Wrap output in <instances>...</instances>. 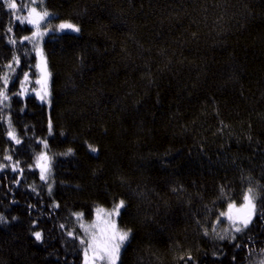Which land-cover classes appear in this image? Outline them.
Returning a JSON list of instances; mask_svg holds the SVG:
<instances>
[{
    "label": "trees",
    "instance_id": "16d2710c",
    "mask_svg": "<svg viewBox=\"0 0 264 264\" xmlns=\"http://www.w3.org/2000/svg\"><path fill=\"white\" fill-rule=\"evenodd\" d=\"M35 3L79 31L43 42L48 115L33 26L0 0V264H81L74 216L118 201L117 264H264V0ZM246 189L252 222L221 239Z\"/></svg>",
    "mask_w": 264,
    "mask_h": 264
},
{
    "label": "snow or ice",
    "instance_id": "6c2138e0",
    "mask_svg": "<svg viewBox=\"0 0 264 264\" xmlns=\"http://www.w3.org/2000/svg\"><path fill=\"white\" fill-rule=\"evenodd\" d=\"M41 3H43V0H40ZM6 6L11 10H16L18 5L16 3V0H5ZM33 3H35V0H33ZM49 15L48 12H39L37 11L36 7H31L29 11V15L25 17L17 16L16 19L20 20L21 23H24L27 21L28 24L35 26V31L32 33L31 37H25L24 39H32L36 40L38 37H42L44 35L43 32L40 31L41 22L45 20V18ZM59 30L63 29H71L74 32H78L79 28L72 24V23H62L58 26ZM11 31V28L9 29ZM11 43H15V40H11ZM36 54L38 57H40L41 63L38 64V67L42 68L43 73V79L38 80L37 83H43L45 86V93L44 95H41L40 98L43 100L45 99V96L47 95L46 91V85H47V69H46V62L43 59V52L40 49L39 46L36 48ZM13 60H17L16 57H13ZM18 62V61H17ZM9 68L12 67L11 64L8 65ZM28 74L25 73V80H27ZM4 80V86L5 89L8 85V75L7 73L3 77ZM23 86V82H22ZM22 94V93H21ZM40 95L39 93H37ZM0 97L3 98V100H8L9 97L5 94L4 90L0 89ZM8 135L10 138L14 139L16 143H20L19 139L15 136V130L11 128L8 132ZM91 151L95 152L97 149L95 147L89 146ZM6 159H10V157H6ZM40 160L45 161L43 164H38V166L41 168V179H46L45 173L48 170V164H47V157L44 155H41L39 158ZM255 197L252 195V190L249 189L248 193L244 195V203L237 207L235 204H229L228 205V211L222 212L221 216H226L230 222L233 223V225H236L237 223L243 224L244 227H247L249 222L252 219V216L255 212V203H254ZM124 206V201H120L119 204L115 205L112 212L106 213L108 217L111 216H118L120 209ZM233 210H235V215L233 214ZM105 210L98 208L97 209V217L99 219L100 214L103 213ZM78 218L82 214H76ZM2 219V217H0ZM104 227L100 229V235L96 236L93 234L92 240L88 242V247L85 249V259L86 264H88V251L91 250L93 252V260L99 259V260H105L107 259L109 261V264H116V260L118 259L120 248L124 241L128 239L129 233L127 231H119L116 227V223L113 220H105ZM82 227H85L84 225H81ZM95 225H93L94 227ZM63 227V225H62ZM87 227H85V231H87ZM236 232L242 231V228L239 226H236L234 229ZM36 240L41 239V233L35 232L34 233ZM69 235H72V233H69ZM223 239V237H220ZM81 243H85L84 240H81Z\"/></svg>",
    "mask_w": 264,
    "mask_h": 264
},
{
    "label": "rangeland",
    "instance_id": "374dc122",
    "mask_svg": "<svg viewBox=\"0 0 264 264\" xmlns=\"http://www.w3.org/2000/svg\"><path fill=\"white\" fill-rule=\"evenodd\" d=\"M3 1L5 3V0H3ZM16 3L18 5L17 9L16 10H12L14 12V16L15 17H17V16H20V17L28 16L29 15L30 8L31 7H34L33 6V0H24V1L23 0H16ZM34 5H36V3H34ZM37 10H39V9H37ZM39 12H42V10H39ZM53 18H54L53 15L52 14H49L45 18V20L41 22L40 31L44 33V35L42 37H38L36 40L24 39L25 37H31L32 33L36 30L35 29V26L29 24V27L30 28H31V26H33L31 32L29 31L30 33H28V34H26V35H24V36H22L20 38H19V36L15 38V39H18L19 38V41L18 42L29 43V45L33 49V52H34L35 57H36V60H35V63H34V68H35V71H36V78L34 80V83L36 85V88L34 89L33 94L35 95L36 99L41 104H43L45 106V109H46V112H47L48 115H49L50 104H51V99H50L51 98L50 97L51 96V86H50V84H51V72H50V69H49V66H48V62H47V58H46L45 52L43 51V42H44L45 38L47 37V35L50 32L51 33H61V32L77 33V32L72 31L71 29L59 30L58 26L60 24H62V23H69V22H65V21L60 22V21L54 20ZM17 21L20 22V20H17ZM20 24L23 25V24H28V23H27V21H25L24 23H21L20 22ZM37 46H39L40 49L43 52V59L46 62V69H47V73H48L47 85H46L47 95L45 96V99H43V100L40 98V96L41 95H44V93H45V86H44L43 83H37L38 80H42L43 79L42 68L37 66L38 64L41 63L40 57H38L37 54H36V48H37ZM25 81L26 82H31L29 75H28L27 80H24V83H26ZM37 93H39L40 95H38ZM48 120L50 122L49 116H48ZM49 125H50V123H49ZM40 154H42V152ZM44 156H46V155H44ZM40 157H41V155L39 156V158ZM46 157L48 158V155ZM38 163L39 164H43V163H45V161L38 159ZM40 171H41V168H40ZM45 176L47 177V171L45 173ZM248 191H249V189H246L244 191V195L246 193H248ZM244 195L242 196V199H241V202L240 203H235V202L229 201L225 205V207L223 208V210L221 211V213L228 211V205L229 204H235L237 207H239L240 205H242L244 203ZM252 195L255 197L254 203H256V196H255V192L253 190H252ZM119 203H120V201H118L117 203H115L114 205H112L110 207H107V206H97V207H95L94 208V212H93V216L88 221H85V220L83 221L82 220V215L80 216V218H78L77 215L74 216L76 218V220H77L76 226L80 229V233L78 235H76V236L78 237L79 241H81V240H84L85 241V243L82 244V259H81V264H86L85 249L88 247V242H90L92 240L93 234H95L96 236H99L100 235V229H102L104 227V223L103 222L105 220H108V219L113 220V221H115L116 227H117V229L119 231H127L125 229L120 228V226L118 225V223H117L118 216L108 217L106 215V213L112 212L114 206L117 205V204H119ZM255 206H256V204H255ZM98 208H101V209H104L105 210L103 213L100 214L99 219L97 217V209ZM120 211H121V209H120ZM233 214L235 215V210H233ZM221 219L223 220V224L218 229L221 232V237L227 235L228 238H230L232 240L233 239V236H237V235L241 234L247 228V227H244L243 224H239V223H237L236 225H233V223L230 222L226 216H221ZM252 219H253V216H252ZM252 219L249 222V224L252 222ZM81 225H84L85 227H87L88 230L85 231V227H82ZM93 225H95V226L93 227ZM236 226L241 227L242 228V231L236 232L234 230ZM69 233H72V235H74V231L72 229L69 231ZM126 241H124V243L122 244V246L120 248V251L124 247ZM119 255H120V252H119ZM118 259H119V256H118ZM118 259L116 260V264L118 262ZM88 264H109V261L107 259H105V260H99V259L93 260V252L91 250H89L88 251Z\"/></svg>",
    "mask_w": 264,
    "mask_h": 264
}]
</instances>
